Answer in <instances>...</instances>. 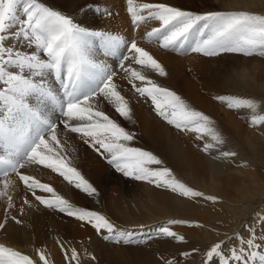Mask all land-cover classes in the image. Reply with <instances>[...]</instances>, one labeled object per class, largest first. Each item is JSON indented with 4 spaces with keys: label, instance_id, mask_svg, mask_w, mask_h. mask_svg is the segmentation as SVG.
I'll list each match as a JSON object with an SVG mask.
<instances>
[{
    "label": "snow or ice",
    "instance_id": "snow-or-ice-1",
    "mask_svg": "<svg viewBox=\"0 0 264 264\" xmlns=\"http://www.w3.org/2000/svg\"><path fill=\"white\" fill-rule=\"evenodd\" d=\"M127 6L133 25H139L146 19L160 23L159 28L147 34V39L148 42L154 40L164 49L190 50L203 56L236 53L245 57H264L262 15L219 11L196 14L162 3L137 4L134 0H127ZM94 39L103 41L111 55H116L121 47H126L132 55L121 56L120 67L130 72L133 80L148 85L137 87L133 84V87L142 97L151 99L158 115L169 124L180 130L209 135L216 144H222L223 140L217 131L209 127L211 122L207 116L190 109L178 95L159 87L140 71L125 68L123 61L130 60L156 71L160 76L166 75L160 63L137 46L134 40L126 45L121 37L90 31L38 0H0V144L4 148V154L0 155V198L6 197L8 206H12L9 188L13 182L9 176L14 174L30 191L39 189L52 194L54 199L36 196L45 207L86 222L97 233H107L104 236L106 240L121 242L126 237L130 238L131 234L117 229L97 212L73 207L57 195L52 187L21 172L26 166L42 165L57 172L70 184L75 181V187L89 196L97 193V189L75 168L59 158L56 151L60 143L56 135L57 126L41 107L48 102L56 105L61 115L67 118L63 121L64 128L89 138L85 142L90 143L101 155L107 153L110 156L108 163L117 172L154 183L157 187L163 185L181 196L203 195L179 182L170 169L148 167L160 165L162 161L149 152L122 143L131 141L133 136L104 112L93 109L90 100L103 95L115 103V110L121 117L130 118L127 102L113 82L115 73L91 58V43ZM13 40L25 41V46L33 51L20 50L11 43ZM49 76L59 82L63 89L62 98L48 86ZM33 98L37 101L35 106L31 103ZM216 99L229 109L247 108L255 112L259 108L250 99L230 96H218ZM72 121L87 123L76 126L70 123ZM250 123L253 126L264 125V115H254ZM197 138L202 137L198 135ZM213 147L214 144L206 143L204 150L207 152ZM234 155L231 152L222 153L223 157ZM204 199L215 201L216 198L205 196ZM158 231L164 237L183 241V237L177 236L168 227L161 226ZM239 245L225 253L222 243L214 244L206 253L208 264H264V234H260L258 239L253 229L249 238L240 239ZM38 258L43 264H48L44 251L38 250ZM65 258L78 264L75 249H71L70 255L65 251ZM0 264L37 262L28 255L0 245ZM165 264L173 262L166 261Z\"/></svg>",
    "mask_w": 264,
    "mask_h": 264
},
{
    "label": "rangeland",
    "instance_id": "rangeland-1",
    "mask_svg": "<svg viewBox=\"0 0 264 264\" xmlns=\"http://www.w3.org/2000/svg\"><path fill=\"white\" fill-rule=\"evenodd\" d=\"M97 1L98 0H38V2L61 12L63 15L71 18L74 23L86 27L90 31L106 32L105 34H107L105 29L102 30V28L99 29L98 27L103 24L106 9L110 8L103 7ZM121 1L124 2L125 0ZM139 1L141 2H138L137 4L162 3L196 14L219 11L248 12L264 16V0L262 4L257 0ZM227 5H230L231 7H227ZM127 7L128 6L124 5V12L126 13ZM112 8V10H115L114 7ZM128 19H131L130 14H128ZM137 26L138 25L131 26L133 33ZM108 34L113 35L110 33ZM141 42L144 44H154L161 52L175 55L168 63L160 64L166 72L165 76H160L156 71L142 66V70L145 71L147 69V73H150L153 76L154 81L156 83L158 82L157 85L159 87L174 92L190 109L207 116L210 122L211 120L214 121L209 125L211 128H215L217 120H223V116L227 117L228 115L229 119L235 122V128L233 129H237V126H239V132L241 135L245 132L246 136L256 139L258 144L264 149V125L253 126L250 123L254 115H264V57L255 55L245 57L236 53H221L219 56H203L202 54L194 53L196 56H192L191 53L193 52L190 50L172 51L164 49L154 40L148 42V39H145ZM11 43L20 50L29 53L33 51L32 48L25 46V41L23 40H13ZM127 52L126 49L122 48L116 53L117 56H111L106 51L103 41L94 39L91 43L90 54H93V58H91L94 61H96V59H103V57L107 59L109 58V60L113 61V67L110 72L116 73L122 69L120 67V57L124 55L129 56V52ZM125 61H123V63H125ZM238 75H244L243 77L249 82L252 89L245 87L243 91H241L242 89L240 91L236 90L238 87L233 84V79H236ZM47 83L59 97H63L62 88L56 85L58 82L47 79ZM185 91L189 92L192 98ZM218 96L250 99L253 100L259 108L255 112L247 108L229 109L224 103H221L216 99ZM195 99H197V101ZM140 102L147 114L151 116L152 122L158 130H164L167 128L171 134L179 137L183 136L184 132H189V134H191V131L189 130L177 129L174 125L169 124L165 119L158 115L155 105L147 96L141 97ZM31 103L35 106L37 103L36 99L33 98ZM90 104L94 110L104 112L110 119L123 127L128 133L133 134L131 131L135 129L134 126L136 123H134L132 115L130 114V118L121 117L115 110L116 105L114 102H111L103 95H97L90 100ZM41 107L57 126L56 135L60 143L56 151L59 158L62 159L64 163L75 168L86 181L89 179H87L84 173V161L88 153H93L98 156L102 166L106 168L101 176H99L97 182L93 183L88 181L97 189V193L92 196H89L81 189H77L75 187V181L70 184L57 172L42 165L32 164L26 166L24 168L25 170L21 169V172L25 174L27 173V175L30 174L31 176L32 174L28 171V167L31 169H41L52 172L58 183V190L55 192L57 195L65 199L75 208L94 211L105 216L117 227V229L131 234L130 238L126 237V239L121 242L106 240L104 239V236L108 235L107 233H97L90 224L79 221L74 217L59 212L58 210L47 208L36 199V196H41L45 199H54L51 193H45L39 189H35L33 190L35 191V195H33V191L27 189L24 184L21 185L19 197L23 198L28 205L33 206L31 211L40 212L39 219L43 221L47 228L52 229V233L48 232L50 234L48 238L55 236L57 243L54 246L58 247V243L60 242L57 239L58 231H64L63 235L65 237L62 239L63 248L61 246L58 250L62 253L63 259L66 263L77 264V261H70L65 258V251L70 255L71 249H75L78 253V264H81L80 260H84L88 264H165L166 261H172L173 264H208L206 253L214 244L222 243L224 252L227 253L229 249L240 246V239L249 238L251 230L255 229L258 239L260 234H264V192L260 195L259 202L252 204H250L251 202L242 203L245 208L243 209L244 213L240 214L239 223H241V225L237 227L236 230H232L233 232L228 231L227 233H224V231L222 232L220 230L207 229L204 227V222L202 226L193 218L197 214V217L202 218L204 214L202 208L214 203L213 200L204 199L205 196L219 197L208 193L206 194L200 188L191 185L187 180H184V178L181 177L183 174L181 170L184 169L190 171V168H185L180 161L177 160L176 156L168 157L164 154V151L159 153L157 157L160 156L159 159H162V164L161 166L159 165L152 169H170L172 175L179 182L185 184L194 191L202 193V196H181L178 192H173L163 185L157 187L154 183L137 180L131 176H124L122 172H117L115 167L108 163L110 156L107 153L101 155L94 150L90 143L85 142L89 138L82 136V134L70 132L68 129L64 128L63 121L67 118L61 115L60 109L56 105L46 102L41 105ZM70 123L76 126H82L85 125L87 121H72ZM132 136H136V138L133 139H137L138 137L141 144L147 143L144 139L140 138L139 135ZM236 136L238 135L236 134ZM201 137L202 138H195L192 141V148L199 156L209 158L214 162H223L226 166L238 171H247L251 169L256 173H259V176H261L260 174L264 175V170L260 168L259 165L252 162L243 145L233 142L228 147H224V149L226 148V152H231L235 155L226 157L221 161V158L219 157V159L217 154L215 155L210 151L206 152L204 148H202V145L212 143V141L206 136ZM122 143H125L126 146L137 148L136 144L134 145V143H131L130 141ZM0 154H4L2 144H0ZM261 179L260 184L263 185L264 188V176ZM200 180H207V178L206 176L200 177L199 183L201 182ZM154 190L158 193L168 192L169 195L180 198V200H184L193 205L192 207L197 208V211H194L191 208L183 214L177 213L174 216L167 215L161 217V219L154 220V215L161 214H156L154 209H150L149 207L153 203L152 191ZM109 197L115 199L114 204L109 203ZM0 201L2 206L6 207V197L0 198ZM204 216H206V214ZM179 217L182 218L179 219ZM15 219L19 221V223L16 221H14V223H9L4 217L0 218V225H3V228H0V238H3V235H6V230L9 229L10 225L13 228H17L18 232L20 224L22 222L27 223L26 219L22 216ZM144 220H148L150 223H142L145 222ZM172 221L178 223H171ZM76 222H79L83 228L87 229L86 232L88 235L85 242H83L82 239H74L71 235L70 227ZM161 226L168 227L171 231L175 232L177 236L183 237V241H178L171 237H164L158 231ZM25 230L32 232L27 226L25 227ZM187 230L192 233L190 237L187 236ZM8 237L9 235H7V238ZM26 237L27 234L24 235V242H26ZM19 238H21V234L17 233V236L12 243L21 245L23 241ZM48 238L41 236L40 240L44 244L47 242L48 244H52ZM4 239L7 240L6 238ZM216 239L219 240L216 241ZM153 241H162L164 243L160 245H152ZM213 241L215 242L213 243ZM25 244L29 245L27 242ZM0 245L18 251L15 247L13 248V246L5 241H0ZM32 246L35 245H29L27 249H30L31 251L33 250L35 252V257L28 256L36 261L37 264H43V262L39 261L38 250L44 251L46 257L50 258L51 250L44 249L42 247L43 245L35 246L37 248ZM22 254L27 255L25 253ZM47 260L48 264H59L55 262L50 263L48 258Z\"/></svg>",
    "mask_w": 264,
    "mask_h": 264
},
{
    "label": "bare ground",
    "instance_id": "bare-ground-1",
    "mask_svg": "<svg viewBox=\"0 0 264 264\" xmlns=\"http://www.w3.org/2000/svg\"><path fill=\"white\" fill-rule=\"evenodd\" d=\"M257 1L260 4H262L263 2V0ZM97 2L103 7L110 8L106 9L103 24L99 25V29H105L107 31V34L110 33L113 34V36L123 38L126 45H130L131 41L134 40L137 43V46L149 52V54L160 64L168 63L170 59L175 56L167 52H161L155 47L156 45L154 44H144L141 42L147 39V34L151 32L154 28L160 27V23L158 21L146 19L135 28L133 33V30L131 28V26H133L132 19H128V10L127 13L124 12V5L127 6V0H125L124 2H122L121 0H98ZM134 2L138 3L141 1L134 0ZM112 7H114L115 10H112ZM227 7L231 6L227 5ZM122 48L126 49V47H121L120 50ZM106 51L108 52L107 49ZM128 54L129 56L132 55L131 53ZM91 55V57L93 58V54ZM191 55L196 56L194 55V52L191 53ZM95 62L106 65L109 71L113 67V61L109 60V58L107 59L103 57V59L100 60L96 59ZM124 66L125 68H131L133 70L140 71L143 75L147 77V79H150L157 85L158 82L156 83L154 81L153 76L150 73H147V69L145 70L146 72L143 71V67L141 65H137L130 60H126ZM243 76L244 75H238L236 79H233V84L238 87L236 89L238 91H240L241 89V91H243L245 87L252 89V86H250L249 82H247L245 77ZM47 79L50 81L57 82L53 76H49ZM113 82L117 86V91L120 92V94L124 97L125 101L127 102V106L130 109V114L134 119V123H136V125L134 126L135 129L131 131L133 132V134L131 135H139V137L144 139L147 143L141 144L138 137L137 139H133L130 142L134 143V145L136 144L137 149L149 153L152 152L151 154H153L155 157H157L158 154L163 151L164 154L168 157L176 156L177 160L180 161V163L185 168H190V171L184 169L181 170L183 173L181 177L184 178V180H187L189 184L200 188L206 194L208 193L219 197L216 198L214 203H212L211 205H206L202 208V210L204 211L202 218L197 217V214L196 216H194L193 219L197 220L198 223L202 226L204 222V227H206L207 229L220 230L222 232L224 231V233H227L228 231L233 232L234 230H236L237 227L241 225V223H239L240 214L244 213L243 209L245 207H243L242 203L251 202L250 204H252L259 202V197L264 192L263 185L260 184L262 180L261 178L264 175L260 174L261 176H259V173H256L251 169L247 171H238L226 166V164H224L223 162H214L209 158L199 156L197 152H195L192 148V141L193 139L197 138L198 135L206 136L209 138L210 141H212L209 135L198 134L194 131H191V134H189V132H184L183 136L180 135L181 137H179L171 134V132L167 128H165L164 130H158L157 127L153 124L151 116L147 114L143 105L140 102V98L142 96L138 92H136L135 88L133 87V84H135L137 87H143L148 85L139 80H133L130 75V72H126L124 68H122L119 72L115 73L113 77ZM56 85L61 88L59 82L56 83ZM185 92L191 97V94H189V92ZM195 100L197 101V99ZM223 118V120L218 118L221 121L217 120L215 128H213L220 134L223 143L216 144L215 141H212V143H214V147L209 151L215 155L217 154L218 158L220 157L221 159H219L223 161L226 158L222 156V153L226 152V148L224 149V147H228L233 142L238 143L244 146V149L246 150L247 154L249 155L248 157L252 160V162L256 163L260 166V168L264 170V149L258 144V141H256V139L254 138H249V136H246L245 132L243 133V135H241L239 132V126H237V129H233L235 128V122L229 119L228 115L227 117L223 116ZM211 122L214 121L211 120ZM236 134L238 136H236ZM133 138H136V136ZM202 146V148H204V145ZM159 157L157 158L159 159ZM159 160L162 159L160 158ZM158 166L159 165L153 164L149 165L148 167L154 168ZM105 168L106 167L102 166L98 156L93 153H88L84 161V173L87 179H89L88 181H91L93 183L97 182L99 180V176H101ZM28 171L31 172V176L37 179L40 183L49 185L54 189L55 192H57L58 183L57 179L55 178L52 172H48L41 169H31L29 167ZM203 176H206L207 180H200L201 182L199 183V178ZM9 179L13 182L12 186L9 188V195H11L12 197V206L9 207L7 202L6 207H3L0 201V218L4 217L7 222L14 223V221L17 222L15 218L22 216L26 219L27 223L22 222L20 224L18 232L17 228H13L10 225L9 229L6 230V235H3L4 237L0 238V241H5L9 245L13 246V248L15 247L16 250L25 253L31 257L34 256L35 252L33 250L31 251L30 249H27L28 246L32 244L35 246L43 245L42 247L44 249L51 250L50 258L46 257L49 259L50 263L55 262L59 264H68L64 261L62 253L58 250V248L62 246L63 237H65L63 235L64 231H58L57 239L60 242L58 243V247L54 246L57 243L55 240V236L48 238V236L50 235L48 232L52 233V229L47 228L43 221L39 219L40 212L31 211L33 206L28 205L23 198L19 197L20 186L23 185V182L19 181L18 177H16L14 174L10 175ZM152 197L153 203L151 204V206H149L150 209L153 208L156 214L161 213L159 215H154V220L161 219V217L167 215L174 216L177 213L183 214L191 208L194 211H197V208L192 207L193 205L189 204L184 200H180V198L169 195L168 192L158 193L154 190L152 191ZM108 200L110 204L115 203L114 198L109 197ZM205 214L206 216H204ZM180 218L182 217H179V219ZM144 221L145 222L142 223H150V221L148 220ZM26 226L32 232H30L29 230L26 231ZM86 230L87 229L83 228L79 222L72 224L70 227V232L73 238L79 240L82 239L83 242L86 241L88 235ZM17 233L21 234V238H19L23 241L21 245L12 243L15 237L17 236ZM26 234L27 237L25 238V241L29 245L25 244L26 242H24L23 239L24 235ZM187 234V236L190 237L192 233L187 230ZM7 235H9L8 238ZM41 236L47 237L52 244H48V242L46 244L42 243V241L40 240ZM4 238H6L7 240H5ZM218 240L219 239H216V241ZM214 242L215 241H213V243ZM163 243L164 242L162 241H153L152 245H160ZM35 246L32 247L37 248ZM80 263L88 264L84 260H80Z\"/></svg>",
    "mask_w": 264,
    "mask_h": 264
}]
</instances>
